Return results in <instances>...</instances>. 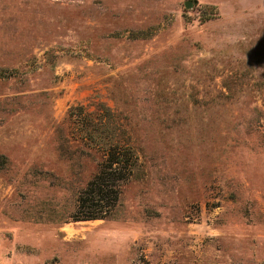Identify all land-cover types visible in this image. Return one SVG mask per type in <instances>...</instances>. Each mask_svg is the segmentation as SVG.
I'll use <instances>...</instances> for the list:
<instances>
[{"label":"rangeland","instance_id":"1","mask_svg":"<svg viewBox=\"0 0 264 264\" xmlns=\"http://www.w3.org/2000/svg\"><path fill=\"white\" fill-rule=\"evenodd\" d=\"M0 264H264V0H0Z\"/></svg>","mask_w":264,"mask_h":264},{"label":"trees","instance_id":"2","mask_svg":"<svg viewBox=\"0 0 264 264\" xmlns=\"http://www.w3.org/2000/svg\"><path fill=\"white\" fill-rule=\"evenodd\" d=\"M96 137L105 146H102L105 158L85 188L79 191L72 214L75 220L104 217L117 203L119 183L136 164L137 155L130 146L109 143V133H98Z\"/></svg>","mask_w":264,"mask_h":264},{"label":"water","instance_id":"3","mask_svg":"<svg viewBox=\"0 0 264 264\" xmlns=\"http://www.w3.org/2000/svg\"><path fill=\"white\" fill-rule=\"evenodd\" d=\"M191 4V1H186L185 5L189 6Z\"/></svg>","mask_w":264,"mask_h":264}]
</instances>
